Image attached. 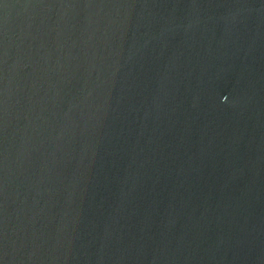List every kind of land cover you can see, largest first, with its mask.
Instances as JSON below:
<instances>
[{
    "label": "water",
    "instance_id": "1",
    "mask_svg": "<svg viewBox=\"0 0 264 264\" xmlns=\"http://www.w3.org/2000/svg\"><path fill=\"white\" fill-rule=\"evenodd\" d=\"M0 264H264V0H0Z\"/></svg>",
    "mask_w": 264,
    "mask_h": 264
}]
</instances>
